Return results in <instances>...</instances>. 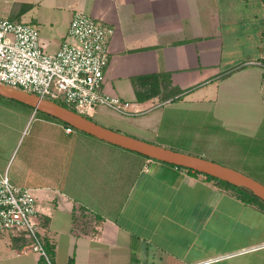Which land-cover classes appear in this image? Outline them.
I'll list each match as a JSON object with an SVG mask.
<instances>
[{
	"label": "crops",
	"instance_id": "obj_1",
	"mask_svg": "<svg viewBox=\"0 0 264 264\" xmlns=\"http://www.w3.org/2000/svg\"><path fill=\"white\" fill-rule=\"evenodd\" d=\"M76 11L113 28L103 91L144 110L99 106L89 117L101 125L190 152L160 127L161 105L248 91L251 80L264 97V0H0V18L33 25L49 53ZM39 123L15 163L0 148V173L33 193L48 260L0 235V264H264L258 203L49 116Z\"/></svg>",
	"mask_w": 264,
	"mask_h": 264
},
{
	"label": "built area",
	"instance_id": "obj_2",
	"mask_svg": "<svg viewBox=\"0 0 264 264\" xmlns=\"http://www.w3.org/2000/svg\"><path fill=\"white\" fill-rule=\"evenodd\" d=\"M112 32V27L76 11L57 50L49 53L33 25L0 18V84L62 102L85 116L99 106L123 115L138 114L144 110L103 91ZM65 130L73 127L67 125ZM35 213L31 190L0 173V235L24 239L30 250L48 260Z\"/></svg>",
	"mask_w": 264,
	"mask_h": 264
},
{
	"label": "rangeland",
	"instance_id": "obj_3",
	"mask_svg": "<svg viewBox=\"0 0 264 264\" xmlns=\"http://www.w3.org/2000/svg\"><path fill=\"white\" fill-rule=\"evenodd\" d=\"M254 84L255 80H251L248 91L234 88L226 94L221 87L211 100L202 103L181 104L176 100L169 106L163 104L157 109L162 113L160 127H172L170 139L179 147L202 153V157L264 184V97L258 84ZM28 108L0 95V148L2 152L14 149V163L27 141L39 133L38 128L42 129L39 117L44 113L38 111L36 118H28Z\"/></svg>",
	"mask_w": 264,
	"mask_h": 264
},
{
	"label": "water",
	"instance_id": "obj_4",
	"mask_svg": "<svg viewBox=\"0 0 264 264\" xmlns=\"http://www.w3.org/2000/svg\"><path fill=\"white\" fill-rule=\"evenodd\" d=\"M0 95L19 101L36 111L52 116L63 123L122 148L149 158L189 168L231 184L242 186L264 201V184L254 178L216 161L199 155L175 150L103 126L87 116L51 99L0 84Z\"/></svg>",
	"mask_w": 264,
	"mask_h": 264
},
{
	"label": "trees",
	"instance_id": "obj_5",
	"mask_svg": "<svg viewBox=\"0 0 264 264\" xmlns=\"http://www.w3.org/2000/svg\"><path fill=\"white\" fill-rule=\"evenodd\" d=\"M58 103H60V104H62V105H64V106H66V107H68V108H70V109H72V110H74V108L73 107H71V106H68V105H66V104H64V103H62V102H58ZM36 112H38V111H36ZM44 116H49V115H47V114H43ZM49 117H51V118H53V119H55V120H57V121H59V122H62V121H60V120H58V119H56V118H54V117H52V116H49ZM88 118H90L89 116H87ZM91 119V118H90ZM63 123V122H62ZM153 143H156V142H153ZM156 144H158V143H156ZM161 145V144H160ZM169 148H172V149H175V150H180V149H178V148H174V147H169ZM180 151H183V150H180ZM185 152V151H184ZM188 153H190V152H188ZM192 154V153H191ZM147 157V156H146ZM147 158H149V157H147ZM155 160V159H154ZM171 165H173V166H176V167H178V168H185V167H181V166H177V165H174V164H171ZM185 169H187V170H189V171H193V172H195V173H200V172H197V171H195V170H191V169H189V168H185ZM205 177H207V178H210V179H213V180H215L217 183H219L220 185H222V186H225L226 188H228V189H230V190H232L233 192H235V194L242 200V201H244V202H256V203H258L259 204V206L261 207V208H263L264 209V201L263 200H261L260 198H258L257 196H255L251 191H249L248 189H246V188H244V187H242V186H238V185H235V184H231V183H228V182H226V181H223V180H220V179H218V178H215V177H213V176H210V175H207V174H203Z\"/></svg>",
	"mask_w": 264,
	"mask_h": 264
}]
</instances>
